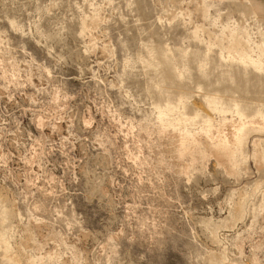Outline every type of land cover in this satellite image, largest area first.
I'll use <instances>...</instances> for the list:
<instances>
[{"label":"rangeland","instance_id":"1","mask_svg":"<svg viewBox=\"0 0 264 264\" xmlns=\"http://www.w3.org/2000/svg\"><path fill=\"white\" fill-rule=\"evenodd\" d=\"M0 264H264L253 0H0Z\"/></svg>","mask_w":264,"mask_h":264},{"label":"crops","instance_id":"2","mask_svg":"<svg viewBox=\"0 0 264 264\" xmlns=\"http://www.w3.org/2000/svg\"><path fill=\"white\" fill-rule=\"evenodd\" d=\"M255 2L256 7L264 13V0H253Z\"/></svg>","mask_w":264,"mask_h":264},{"label":"bare ground","instance_id":"3","mask_svg":"<svg viewBox=\"0 0 264 264\" xmlns=\"http://www.w3.org/2000/svg\"><path fill=\"white\" fill-rule=\"evenodd\" d=\"M241 50H243V49H241ZM252 62H253V61H252ZM218 152L227 153V149L224 148V147H219L218 150H217V153H218Z\"/></svg>","mask_w":264,"mask_h":264}]
</instances>
